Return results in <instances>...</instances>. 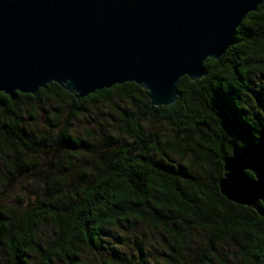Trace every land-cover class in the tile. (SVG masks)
Returning <instances> with one entry per match:
<instances>
[{
  "label": "trees",
  "instance_id": "1",
  "mask_svg": "<svg viewBox=\"0 0 264 264\" xmlns=\"http://www.w3.org/2000/svg\"><path fill=\"white\" fill-rule=\"evenodd\" d=\"M204 68L201 79L180 78L166 107L134 83L80 99L54 83L14 100L0 93V264H264V217L218 186L234 147L264 151V2ZM98 105L117 130L89 116L74 134L72 120ZM54 146L53 164L35 176L43 195L6 203L15 175Z\"/></svg>",
  "mask_w": 264,
  "mask_h": 264
},
{
  "label": "water",
  "instance_id": "2",
  "mask_svg": "<svg viewBox=\"0 0 264 264\" xmlns=\"http://www.w3.org/2000/svg\"><path fill=\"white\" fill-rule=\"evenodd\" d=\"M263 2L0 0V93L14 100L54 83L80 99L134 83L151 105L170 106L180 78L204 77L205 61L222 57ZM218 186L264 217V151L234 147Z\"/></svg>",
  "mask_w": 264,
  "mask_h": 264
},
{
  "label": "rangeland",
  "instance_id": "3",
  "mask_svg": "<svg viewBox=\"0 0 264 264\" xmlns=\"http://www.w3.org/2000/svg\"><path fill=\"white\" fill-rule=\"evenodd\" d=\"M47 107L52 108L56 106L55 104H46ZM119 106L125 107L124 103H119ZM65 112V111H64ZM86 113L82 116H79L72 120V130L74 134L83 135L84 128L91 127L93 120L89 116L93 117H100V122L103 124L107 123L104 127L106 130L113 129L117 130L118 124L111 122L110 117L113 116V112L109 107H101V106H89L88 110L85 111ZM166 128V127H165ZM169 133V130L166 129ZM55 136V134L53 135ZM55 146L48 149L49 151L41 152L38 154L36 161H37V168L30 170H23L20 174L15 175L12 179L10 187L4 191V200L6 203H12L15 206L18 205L19 208H24L29 201L35 200L34 198L36 195H43L42 187L39 185L37 186L35 182L36 175L44 174L48 169L49 166L53 164L54 157L56 156L55 153ZM106 147L101 145L98 147V153L96 155H100V153H105ZM73 161L78 164L83 163V160L79 157V155H74L72 157ZM138 233L141 232L142 228H138ZM146 232V231H145ZM155 233V232H154ZM41 235H44L46 238L48 237V233L46 230L41 229ZM151 232H146L144 236L139 237V239L144 240L146 239L145 245H151L153 242L154 236ZM156 236V235H155ZM133 235L128 234V238H126L127 244H131L133 241ZM132 239V241H131ZM132 247V246H131Z\"/></svg>",
  "mask_w": 264,
  "mask_h": 264
}]
</instances>
